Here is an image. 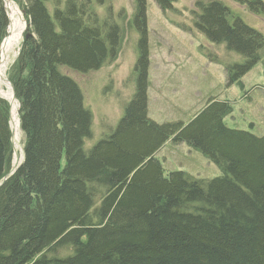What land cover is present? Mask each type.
<instances>
[{
    "label": "trees",
    "instance_id": "1",
    "mask_svg": "<svg viewBox=\"0 0 264 264\" xmlns=\"http://www.w3.org/2000/svg\"><path fill=\"white\" fill-rule=\"evenodd\" d=\"M12 1L27 21L5 74L23 143L12 170L11 106L0 96V264H264V133L227 126L232 105L215 96L176 121L148 116L147 0H133L132 95L88 149L92 114L63 70L85 74L114 59L118 22L112 13L101 19L95 0ZM153 1L164 11L177 0ZM233 1L264 14V0ZM191 18L236 56L207 53L224 66L227 86L261 61L262 32L223 1L197 0ZM8 25L0 0V45ZM169 140L201 153L220 175H165L156 154Z\"/></svg>",
    "mask_w": 264,
    "mask_h": 264
},
{
    "label": "rangeland",
    "instance_id": "2",
    "mask_svg": "<svg viewBox=\"0 0 264 264\" xmlns=\"http://www.w3.org/2000/svg\"><path fill=\"white\" fill-rule=\"evenodd\" d=\"M7 1L15 5L18 16L15 15L10 22L7 15L9 25L12 23L15 29L2 68L5 79L6 70L17 56L27 27V21L18 5L12 0H6V10ZM196 1L177 0L169 10L163 11L153 0H147L150 59L148 116L157 122L176 121L184 113L192 114L202 106L205 98L215 96L219 100L230 101L232 105V113L224 119L227 126L248 130L260 136L264 133V53L261 61L241 78V83L227 86L224 66L212 61L207 53H217L223 61L230 62L235 61L236 56L227 53L223 46L211 43L194 27L191 11L195 9ZM221 1L264 36V14L253 13L245 5L233 0ZM95 4L101 19L112 13L113 19L120 26L121 38L116 56L98 70L85 74L62 69L77 82L83 94L84 106L92 114V135L85 140L86 149L101 139L104 131L116 126L123 103L132 95V69L137 59L139 38L133 23V0H103L100 5L95 0ZM8 36L7 30V36L0 45V60L2 44ZM10 92V87L0 80V96L9 100L6 97ZM11 102L15 103L11 105L14 150L12 167L15 168L22 160L23 135L19 126L16 128L17 102ZM156 157L165 175L172 170H183L201 179L220 175L212 162L184 143L175 144L169 140Z\"/></svg>",
    "mask_w": 264,
    "mask_h": 264
},
{
    "label": "bare ground",
    "instance_id": "3",
    "mask_svg": "<svg viewBox=\"0 0 264 264\" xmlns=\"http://www.w3.org/2000/svg\"><path fill=\"white\" fill-rule=\"evenodd\" d=\"M6 1V0H5ZM7 12H8V15H9V18H10V22L14 20V17L15 15L18 16V10L17 8L15 7V5L10 2V1H7ZM14 27H13V24L10 23L9 25V28H8V32H9V36L8 38L5 40V42L2 44V48H1V60H0V80L4 81L8 87H10L9 83L7 82V80L4 78L3 76V72H2V68H3V64L6 62V59H5V55H6V52H7V49L9 47V45L11 44L10 41L12 39V36H13V32H14ZM15 36V35H14ZM11 89V88H10ZM11 94H12V91L9 93L8 97H6L7 99H9L8 101L11 103V105L13 104V102H11V100H15L13 98V95L11 97ZM7 95V94H6ZM15 104V103H14ZM13 104V105H14ZM14 110V109H12ZM18 127V119L16 121V128ZM12 128V127H11Z\"/></svg>",
    "mask_w": 264,
    "mask_h": 264
},
{
    "label": "water",
    "instance_id": "4",
    "mask_svg": "<svg viewBox=\"0 0 264 264\" xmlns=\"http://www.w3.org/2000/svg\"><path fill=\"white\" fill-rule=\"evenodd\" d=\"M6 5V4H5ZM6 7V6H5ZM7 80V79H6ZM7 82L9 83V85H10V88H11V91H12V95H13V98L14 99H16L15 98V94H14V90H13V86H12V84L7 80ZM10 105H11V103H10Z\"/></svg>",
    "mask_w": 264,
    "mask_h": 264
}]
</instances>
